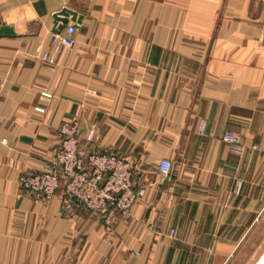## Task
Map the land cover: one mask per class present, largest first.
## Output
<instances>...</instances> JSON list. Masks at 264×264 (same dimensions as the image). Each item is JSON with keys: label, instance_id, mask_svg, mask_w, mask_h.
Returning a JSON list of instances; mask_svg holds the SVG:
<instances>
[{"label": "crops", "instance_id": "0c3cea01", "mask_svg": "<svg viewBox=\"0 0 264 264\" xmlns=\"http://www.w3.org/2000/svg\"><path fill=\"white\" fill-rule=\"evenodd\" d=\"M64 6L83 19L58 30ZM3 24L0 264H264V0H0ZM64 120L133 163L130 212L23 188Z\"/></svg>", "mask_w": 264, "mask_h": 264}, {"label": "built area", "instance_id": "2783aa9c", "mask_svg": "<svg viewBox=\"0 0 264 264\" xmlns=\"http://www.w3.org/2000/svg\"><path fill=\"white\" fill-rule=\"evenodd\" d=\"M75 28V24L69 23L67 34L54 33V41L60 43L71 38ZM43 58L54 60L50 50L43 51ZM58 134L60 142L53 159L39 170L22 173L19 180L23 188L41 197L51 198L63 186L65 207L82 202L94 212L104 214L108 222L117 212H130L132 205L144 194L143 187L133 185V163L108 149L82 150L77 121H62ZM224 138L233 151H244L245 144L236 131L227 130ZM2 142H8V137L0 135ZM172 168L173 160L166 157L160 160L163 173L169 174ZM149 226L154 228V223L150 222Z\"/></svg>", "mask_w": 264, "mask_h": 264}, {"label": "water", "instance_id": "95a60500", "mask_svg": "<svg viewBox=\"0 0 264 264\" xmlns=\"http://www.w3.org/2000/svg\"><path fill=\"white\" fill-rule=\"evenodd\" d=\"M38 4H43V2L40 1ZM44 10L45 8H43L40 11H44ZM54 16H55V22H56V26L58 30L63 28L64 23L69 21L70 16L73 19H76L79 23L83 19L82 13H79L77 10L70 8L68 6H64L61 10L54 13ZM0 31L1 33L5 32L6 34H10V35L15 33L14 27L8 24H3Z\"/></svg>", "mask_w": 264, "mask_h": 264}]
</instances>
